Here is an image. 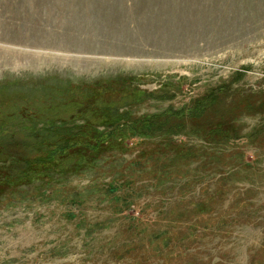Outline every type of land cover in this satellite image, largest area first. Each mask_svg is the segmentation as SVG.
<instances>
[{"label": "rangeland", "instance_id": "374dc122", "mask_svg": "<svg viewBox=\"0 0 264 264\" xmlns=\"http://www.w3.org/2000/svg\"><path fill=\"white\" fill-rule=\"evenodd\" d=\"M0 103L120 134L0 186V264H264V0H0Z\"/></svg>", "mask_w": 264, "mask_h": 264}, {"label": "trees", "instance_id": "16d2710c", "mask_svg": "<svg viewBox=\"0 0 264 264\" xmlns=\"http://www.w3.org/2000/svg\"><path fill=\"white\" fill-rule=\"evenodd\" d=\"M14 103L15 105H20L23 103V100L19 98L14 100ZM0 105H3V103H0ZM14 112H18V110H13L12 113ZM70 112L75 113L77 111L72 110ZM83 112L88 125L79 127L78 134H81V136L85 134L84 139L66 140L63 137L57 136L55 131H50L51 135L48 137L45 134V130L35 131L36 133L32 134L29 130L24 131L23 129H20L19 131L16 129L13 133H9L8 135L1 137L0 155L3 156L4 160L0 162H7L11 159V164L15 166L13 169L9 168L8 172L2 173L0 171V175H7V178H2L6 185L0 186H7L13 190L20 182L29 178V172L31 170H47L53 166H58L56 167V170L61 171L64 168L75 167L79 164L92 162L94 158L98 157L103 149L108 150V145L112 147L114 143H111V138H120L118 137L120 134L117 133L115 136H112V131L108 133L109 127L100 133L97 128V124L90 123V116L88 114L89 111L84 110ZM114 115L116 116V119H113ZM4 119V116L0 119L1 131L6 128L5 121H3ZM120 119H124V117L118 115V112L114 110L105 116L103 122L98 123L108 122L107 125L109 126L110 121H112V123H118L116 127H119ZM6 122L9 124L7 120ZM15 128H17L16 123ZM32 128L36 129L35 125ZM133 130L138 131L137 128H134ZM69 131L71 132V129ZM52 135H54L56 139ZM107 136L108 139H106ZM51 146H57V149L61 151V155L57 160L50 161L46 167L44 165V158L36 157L33 159V156L39 154L42 149ZM38 164L40 165L37 166ZM4 191L8 190H2L0 193Z\"/></svg>", "mask_w": 264, "mask_h": 264}]
</instances>
